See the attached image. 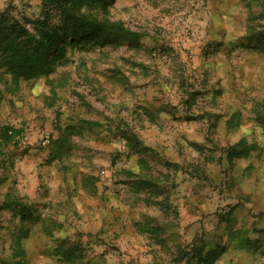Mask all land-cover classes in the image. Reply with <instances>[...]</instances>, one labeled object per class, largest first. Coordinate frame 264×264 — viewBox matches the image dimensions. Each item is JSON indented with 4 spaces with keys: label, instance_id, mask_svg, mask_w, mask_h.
<instances>
[{
    "label": "rangeland",
    "instance_id": "374dc122",
    "mask_svg": "<svg viewBox=\"0 0 264 264\" xmlns=\"http://www.w3.org/2000/svg\"><path fill=\"white\" fill-rule=\"evenodd\" d=\"M68 4L137 41L59 29L47 73L0 67V264H264V0Z\"/></svg>",
    "mask_w": 264,
    "mask_h": 264
},
{
    "label": "trees",
    "instance_id": "16d2710c",
    "mask_svg": "<svg viewBox=\"0 0 264 264\" xmlns=\"http://www.w3.org/2000/svg\"><path fill=\"white\" fill-rule=\"evenodd\" d=\"M44 1L59 6L63 15L61 25L51 26L46 17L44 20H37L35 27L31 29L8 11L0 13V67L6 68V72L15 78V82L22 77L30 79L43 75L52 69L51 51L56 50L61 56L66 50L59 29L65 34H72L74 38L79 34L95 33L102 44L137 41V34L122 23L99 21L86 12H76L68 4L69 0ZM6 130L5 135L9 136L10 129ZM1 183L2 179L0 185Z\"/></svg>",
    "mask_w": 264,
    "mask_h": 264
}]
</instances>
